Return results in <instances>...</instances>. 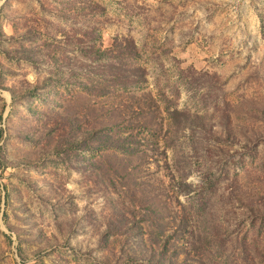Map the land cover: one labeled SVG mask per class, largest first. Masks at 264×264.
I'll use <instances>...</instances> for the list:
<instances>
[{
	"label": "rangeland",
	"instance_id": "rangeland-1",
	"mask_svg": "<svg viewBox=\"0 0 264 264\" xmlns=\"http://www.w3.org/2000/svg\"><path fill=\"white\" fill-rule=\"evenodd\" d=\"M0 264H264V0H0Z\"/></svg>",
	"mask_w": 264,
	"mask_h": 264
}]
</instances>
